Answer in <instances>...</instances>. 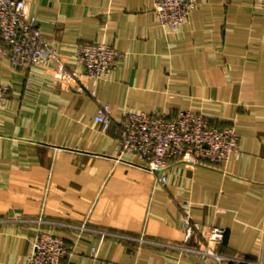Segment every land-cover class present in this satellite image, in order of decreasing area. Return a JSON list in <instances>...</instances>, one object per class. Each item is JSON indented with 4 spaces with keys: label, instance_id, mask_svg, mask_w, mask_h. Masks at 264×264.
Listing matches in <instances>:
<instances>
[{
    "label": "crops",
    "instance_id": "0c3cea01",
    "mask_svg": "<svg viewBox=\"0 0 264 264\" xmlns=\"http://www.w3.org/2000/svg\"><path fill=\"white\" fill-rule=\"evenodd\" d=\"M258 2L203 0L174 32L153 0H27L70 69L82 70L73 63L79 43L107 42L125 57L108 78L82 82L0 58V82L11 86L0 109V264H23L42 230L64 238L72 264H219L184 249L186 212L203 228L226 229L222 253L264 261ZM107 104L105 128L95 117ZM130 110L204 113L235 127L241 152L225 166L172 162L162 184L137 156H118L115 129Z\"/></svg>",
    "mask_w": 264,
    "mask_h": 264
},
{
    "label": "built area",
    "instance_id": "2783aa9c",
    "mask_svg": "<svg viewBox=\"0 0 264 264\" xmlns=\"http://www.w3.org/2000/svg\"><path fill=\"white\" fill-rule=\"evenodd\" d=\"M203 0H153L158 22L172 31L189 22L192 12ZM258 6L264 11V0ZM125 54L114 45L93 41L75 46L73 63L82 70L70 69L55 42L46 37L31 15L27 0H0V58L22 70L33 67L53 69L57 81L108 78ZM82 82V81H81ZM11 86L0 82V109L4 108ZM80 91L84 88L79 87ZM95 94V89H89ZM111 106L98 110L96 120L105 128L112 124ZM118 156L131 154L145 163L151 172H160L159 182L168 183V169L172 162L181 161L192 166H225L231 157L240 154V136L235 127L220 128L212 124L204 113L181 110L177 117L168 118L147 111L130 110L116 126ZM185 228L184 249L215 259L219 264H264L263 259H249L224 254L218 245L226 236V229L218 226L203 228L191 213L182 217ZM84 227V226H82ZM143 240V239H142ZM195 245H189L190 242ZM95 247L92 248L94 253ZM23 264H72L70 250L64 238L48 230L39 231L34 249Z\"/></svg>",
    "mask_w": 264,
    "mask_h": 264
}]
</instances>
